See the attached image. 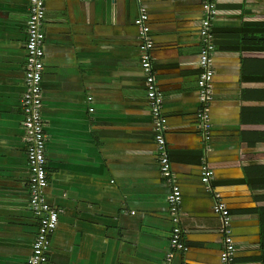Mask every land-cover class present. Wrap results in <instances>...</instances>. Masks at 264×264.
<instances>
[{
	"label": "crops",
	"instance_id": "0c3cea01",
	"mask_svg": "<svg viewBox=\"0 0 264 264\" xmlns=\"http://www.w3.org/2000/svg\"><path fill=\"white\" fill-rule=\"evenodd\" d=\"M141 5L173 181L182 195L189 251L175 264H221L222 223L201 181L203 163L232 215L235 264H264V151L245 147L256 135L253 109H264V75L255 70L263 65L264 45L253 42L264 38V0H218L208 142L197 120L202 0ZM141 5L46 0L45 197L59 213L49 264H162L168 252L170 189L160 175L141 67L145 53L135 26ZM28 19L29 0H0V264H27L38 229L28 207L20 107Z\"/></svg>",
	"mask_w": 264,
	"mask_h": 264
},
{
	"label": "built area",
	"instance_id": "2783aa9c",
	"mask_svg": "<svg viewBox=\"0 0 264 264\" xmlns=\"http://www.w3.org/2000/svg\"><path fill=\"white\" fill-rule=\"evenodd\" d=\"M80 2H94L96 0H79ZM109 1V0H101ZM135 1L142 4L143 0H115ZM203 15L200 25L199 75L198 85V111L197 120L201 129V136L208 142L210 139V107L213 102L212 79L214 68L213 56L216 52L213 23L218 16V0H202ZM46 14V0H29V19L26 23L25 63L23 68L25 91L20 101L23 111V127L25 131L26 158L29 170V209L37 222L38 229L32 246V255L27 264H49L51 238L59 224V213L52 208L46 200L45 191L49 186L46 146L47 135L43 120L42 82L45 70L44 47L45 34L43 31ZM148 14L141 5L139 17L135 26L139 29L141 49L145 55L141 58V67L146 80L147 99L150 110L154 116L156 142L158 146V161L160 175L170 189L168 197V212L172 223L169 235V249L162 264H175L176 258L184 256L189 251L183 239L181 223L182 195L174 185L171 162L165 139L166 119L162 115V93L158 87L154 68L150 59L152 43L147 35L145 24ZM214 171L206 163L201 166V181L212 192L214 200V213L222 223V258L221 264H235V244L233 243L232 215L223 203L221 196L214 191L211 182ZM188 264V262H182Z\"/></svg>",
	"mask_w": 264,
	"mask_h": 264
},
{
	"label": "trees",
	"instance_id": "16d2710c",
	"mask_svg": "<svg viewBox=\"0 0 264 264\" xmlns=\"http://www.w3.org/2000/svg\"><path fill=\"white\" fill-rule=\"evenodd\" d=\"M249 40H250V38H248L246 36L244 37V43L246 41L249 42ZM253 42L255 44H257V45H259V43H261V45H264V38H255L253 40ZM261 64L264 65V62H261ZM263 65H262V67H260L258 69H255L258 75H261V76L264 75ZM261 86H264V85H261ZM263 94H264V91H263ZM244 97H247V94L244 95ZM253 97L257 98L255 94H254ZM259 98H261V96ZM253 114H254V117L256 116V123L254 121V123L252 125L256 129V130H253V132H255L256 135L253 134V136L255 137V139H253V136H252L251 137V141H248L246 143V146L245 147H247L248 149H251V150L264 151V109H260V108L259 109H253ZM256 139H258V141L255 144V140ZM259 156H261V155H259ZM262 156H264V155L262 154ZM253 157H256V155H253ZM230 164L231 163H228L226 165L224 164V166L229 167Z\"/></svg>",
	"mask_w": 264,
	"mask_h": 264
}]
</instances>
